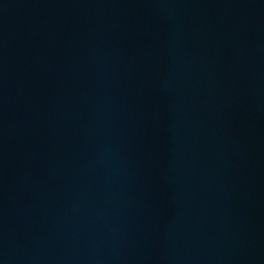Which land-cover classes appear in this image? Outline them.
I'll return each mask as SVG.
<instances>
[{
	"label": "water",
	"instance_id": "obj_1",
	"mask_svg": "<svg viewBox=\"0 0 264 264\" xmlns=\"http://www.w3.org/2000/svg\"><path fill=\"white\" fill-rule=\"evenodd\" d=\"M0 264H264V0H0Z\"/></svg>",
	"mask_w": 264,
	"mask_h": 264
}]
</instances>
